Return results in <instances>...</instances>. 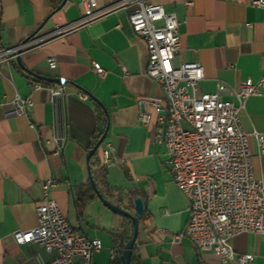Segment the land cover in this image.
<instances>
[{"label":"crops","instance_id":"obj_1","mask_svg":"<svg viewBox=\"0 0 264 264\" xmlns=\"http://www.w3.org/2000/svg\"><path fill=\"white\" fill-rule=\"evenodd\" d=\"M62 1L0 0V45L21 46L45 22L31 38L37 44H29L20 55L22 66L64 84V94L53 104L49 88L59 84L31 76L16 60L0 63V264L50 260L39 245H17L13 239L14 232L37 225L35 208L43 202L42 183L48 179L55 181L48 197L69 224L101 242L90 264L120 261L125 245L121 247V240L131 233L130 222L102 204L87 174L86 157L95 143L101 113L105 128L108 124L105 141L114 153L112 163L101 169L103 177H92L98 191L130 212L135 198L147 199L131 264H222L218 255L198 250L186 237L173 241L186 226L188 204L173 183L166 148L152 141L156 117L152 107L145 109L149 124L140 121L137 100L160 98L162 91L145 74L147 48L133 33L128 11L51 37L55 26L82 16L81 0H66L61 5ZM96 1L99 8H106L123 0ZM144 1L175 14L180 48L173 64L202 66L200 92L213 93L217 84H225L222 99L237 105L234 92L239 85L264 77V8L253 6V0H188L190 5L186 0ZM48 57L55 59L54 69L49 68ZM94 65L105 71L102 77ZM16 95L30 99L33 106L25 114L6 116ZM239 119L247 134L264 133V87L245 99ZM248 146L254 178L264 183V153L251 136ZM95 157L98 161L100 148ZM83 192L90 197L84 202ZM231 247L234 261L224 264H237L244 254L252 256L251 264H264V236L237 234ZM115 248L120 250L113 257ZM74 264L82 263L76 259Z\"/></svg>","mask_w":264,"mask_h":264},{"label":"built area","instance_id":"obj_2","mask_svg":"<svg viewBox=\"0 0 264 264\" xmlns=\"http://www.w3.org/2000/svg\"><path fill=\"white\" fill-rule=\"evenodd\" d=\"M186 4L190 2L186 0ZM251 4L264 8V0H253ZM81 5V18L55 26L51 37L64 36L107 15L128 11L133 33L147 48L145 74L162 91L160 98L137 100L140 121L145 126L149 124L145 109L152 107L156 116L152 141L166 148V165L173 183L188 204L186 226L173 241L186 237L198 250L218 255L222 264L234 261L231 247L234 236L241 233L264 236V183L254 178L248 146L251 136L259 152L264 153V133L247 134L239 119L245 99L258 95L264 87V77L239 85L234 92L237 105L222 99L225 84H217L213 93L200 92L202 66L196 62L173 64L180 48L179 24L174 13H166L162 5L144 0H123L106 8H99L96 0H81ZM35 41L31 39L14 48L0 45V63L14 61L18 49L26 50L29 44H37ZM47 63L51 69L56 67L53 57H48ZM93 69L101 77L105 73L96 65ZM63 94L61 82L49 88L53 104ZM32 106L30 99L16 95L5 115L25 114ZM99 148L100 158L94 167L105 169L112 163L113 147L104 140ZM54 187L53 179L42 183L44 199L35 208L37 225L24 232H14L13 239L17 245L35 243L45 250L50 260L46 263L38 260L37 264H74L76 259L90 264L91 255L101 250V242L89 239L69 224L58 204L48 197ZM118 250H113V257ZM251 260L250 254H244L236 262L251 264Z\"/></svg>","mask_w":264,"mask_h":264},{"label":"water","instance_id":"obj_3","mask_svg":"<svg viewBox=\"0 0 264 264\" xmlns=\"http://www.w3.org/2000/svg\"><path fill=\"white\" fill-rule=\"evenodd\" d=\"M66 0H63L61 2V5L64 4ZM45 22L41 23L40 26L37 28V30L32 34V36H30L29 38H27L26 40H24L22 42L21 45H25L36 33H38V31L43 27ZM24 50L22 49H18L17 50V54H19L15 60L18 64V66L20 68H22L24 71H26L28 74H30L31 76L39 79V80H43V81H47V82H52V83H57L59 84L61 82L60 79L57 78H49V77H44V76H39L29 70H26L23 66H22V62H21V58L20 55L22 54ZM58 101V99H57ZM107 127L108 124L106 125L105 130L103 131L102 135L100 136V138L95 142V144L93 145V147L88 151L87 157H86V162H87V174H88V180L89 183L93 189V191L95 192L97 198L102 202V204L108 208L110 211L117 213L125 218H127L131 224V233H130V237L127 240V242L125 243L121 254H120V262L121 264H131V254L133 251V247H134V243L136 241L137 238V234H138V221L141 219L146 204H147V199L146 197L144 199L141 198H135L133 200V212H130L129 210L122 208L120 206H117L111 202H109L106 198H104L100 192L98 191L95 182L91 176V172H90V165H89V161L92 158V156L97 152L98 148L100 147V145L102 144V142L105 140L106 138V133H107Z\"/></svg>","mask_w":264,"mask_h":264},{"label":"trees","instance_id":"obj_4","mask_svg":"<svg viewBox=\"0 0 264 264\" xmlns=\"http://www.w3.org/2000/svg\"><path fill=\"white\" fill-rule=\"evenodd\" d=\"M101 122H100V128H99V130L97 131V134H96V136H95V142L100 138V136L102 135V133H103V131H104V129H105V119H104V115L101 113ZM95 143H93V145H94ZM93 145H92V147H93ZM91 147V148H92ZM91 148H89V150L91 149ZM96 154V153H95ZM95 154L92 156V158L90 159V161H89V165H90V172H91V174H92V177L96 180V176L97 177H100V178H102L103 177V171L101 170V169H97V170H94V166H95V164H96V162H97V160H96V157H95ZM82 196H81V200H82V202H84V201H86L88 198H90L85 192H83L82 194H81ZM125 220H127L125 217H123ZM128 221V220H127ZM129 225V227L131 228V224L130 223H128ZM129 237H130V233H128V235H126L122 240H121V247H123V245L127 242V240L129 239ZM112 264H120V261L118 260V259H116L115 261H113V263Z\"/></svg>","mask_w":264,"mask_h":264}]
</instances>
